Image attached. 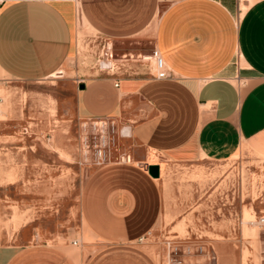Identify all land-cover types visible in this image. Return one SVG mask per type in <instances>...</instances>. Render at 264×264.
I'll return each instance as SVG.
<instances>
[{
    "label": "crops",
    "instance_id": "0c3cea01",
    "mask_svg": "<svg viewBox=\"0 0 264 264\" xmlns=\"http://www.w3.org/2000/svg\"><path fill=\"white\" fill-rule=\"evenodd\" d=\"M78 18L112 42L151 37L168 69L166 79L138 70L78 82L80 118H119L141 149L176 163L226 161L243 145L264 156V0H2L0 79L62 73ZM152 164L104 163L84 182L79 212L96 244L85 259L30 242L0 251V264H159L139 243L162 208Z\"/></svg>",
    "mask_w": 264,
    "mask_h": 264
},
{
    "label": "rangeland",
    "instance_id": "374dc122",
    "mask_svg": "<svg viewBox=\"0 0 264 264\" xmlns=\"http://www.w3.org/2000/svg\"><path fill=\"white\" fill-rule=\"evenodd\" d=\"M76 41L62 73L0 79V251L41 242L85 259L96 244L79 212L84 182L104 163L144 158L161 167L162 208L139 243L159 264H264V156L243 145L226 161L176 163L141 149L119 118H80L78 82L155 67L149 36L112 42L78 18Z\"/></svg>",
    "mask_w": 264,
    "mask_h": 264
},
{
    "label": "built area",
    "instance_id": "2783aa9c",
    "mask_svg": "<svg viewBox=\"0 0 264 264\" xmlns=\"http://www.w3.org/2000/svg\"><path fill=\"white\" fill-rule=\"evenodd\" d=\"M2 4V0H0V5ZM149 60L153 61V65H154V71L152 72L155 75L156 79H166L168 78V69L165 66V63L163 61V59L161 58L160 54L158 53V51L153 50V53L148 57ZM106 62L109 63V72H112L114 70V67H116L117 65L112 63V54L109 53ZM119 70V67H116ZM108 74V72H107ZM115 73H112L110 77H114ZM131 76V75H130ZM128 77V76H127ZM117 78H121V77H117ZM115 87H118V81H116V83H114ZM101 155V153H100ZM126 161H129L128 158ZM256 224L260 227V228H264V216L260 217L258 219V221L256 222ZM73 246H78V242L77 241H73L72 242ZM162 264H181L179 261L174 260L172 258H168L166 259Z\"/></svg>",
    "mask_w": 264,
    "mask_h": 264
},
{
    "label": "water",
    "instance_id": "95a60500",
    "mask_svg": "<svg viewBox=\"0 0 264 264\" xmlns=\"http://www.w3.org/2000/svg\"><path fill=\"white\" fill-rule=\"evenodd\" d=\"M145 168L148 174L150 175V177L155 178V179L160 178V168L158 165L156 164L147 165Z\"/></svg>",
    "mask_w": 264,
    "mask_h": 264
},
{
    "label": "bare ground",
    "instance_id": "6f19581e",
    "mask_svg": "<svg viewBox=\"0 0 264 264\" xmlns=\"http://www.w3.org/2000/svg\"><path fill=\"white\" fill-rule=\"evenodd\" d=\"M146 58H148V57H146ZM149 59V58H148Z\"/></svg>",
    "mask_w": 264,
    "mask_h": 264
}]
</instances>
